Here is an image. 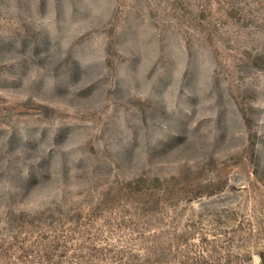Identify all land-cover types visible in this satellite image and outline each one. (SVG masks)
<instances>
[{"label": "rangeland", "instance_id": "1", "mask_svg": "<svg viewBox=\"0 0 264 264\" xmlns=\"http://www.w3.org/2000/svg\"><path fill=\"white\" fill-rule=\"evenodd\" d=\"M0 264H264V0H0Z\"/></svg>", "mask_w": 264, "mask_h": 264}]
</instances>
